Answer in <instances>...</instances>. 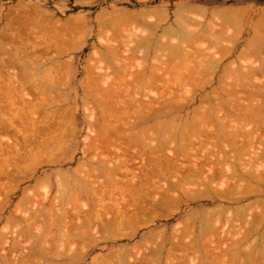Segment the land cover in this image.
<instances>
[{
  "label": "bare ground",
  "instance_id": "bare-ground-1",
  "mask_svg": "<svg viewBox=\"0 0 264 264\" xmlns=\"http://www.w3.org/2000/svg\"><path fill=\"white\" fill-rule=\"evenodd\" d=\"M25 6L27 7V5ZM218 6L222 8L219 7L220 9H217V11L213 10L211 12V17L208 18V15H207L208 11L203 9V7L201 8V6H195L193 4L182 5L181 7H178L176 9L174 13L175 15L174 20L172 22L169 21L170 23L164 24V25H163L164 22H162V20L165 21L167 20L166 18L168 17V14H167V17H164V15L166 16V13H167V12L165 13L164 9H158L156 11L157 14L154 11L153 13L147 12V11H140V12L134 11L135 13L131 11L133 13H129V11H126V12H123L124 14L120 12L121 15L117 14L116 17L114 18L115 19L117 18L116 22H118V17L119 16L122 17V19L125 20L124 22H122L124 23L123 26L121 24V21L118 22L119 24L118 25L117 23L115 24L114 18L110 19V20L112 19L114 20V23L112 22L113 20L111 21V24L113 23L112 26L114 28V32H115V29L119 31V28L121 29L122 27L124 28L126 27L127 29L132 28L133 30L134 25L136 23L135 21L139 22L138 25H137L138 22L136 23V25L139 26V27H135V29L138 28L136 29V31H139V28H141L140 30L143 31L142 27L143 28L145 27L144 28L145 31L144 33L143 32L137 33L136 31L133 30L134 32H132L133 33L132 35L135 37H132V40H131V38H129L131 37V34L129 33L130 35H128L129 30L127 31L126 29L125 30L127 31L126 33L124 32V28H122L120 32L122 31L123 33H126L125 39L123 40L125 42L122 41V38H123L122 32H121L122 34L118 35V39L117 38L114 39V36H116L115 33L118 34L120 32H115V33L113 32L114 36H111L110 38H113V40L115 41L121 40L120 44L122 43L125 44L127 42L125 44L127 48H125L123 47V45L121 46L120 44L118 45L116 44V43H119L120 41L118 42L116 41V43H114V41L110 42L111 39H109L108 37L106 38L107 42L109 39L110 40L109 42L111 44L113 43L115 44V45L109 44V46L108 45L105 46L106 50H109V52L107 51L106 52L109 53V55L111 53V56L115 57V58L114 57L112 58H114V61L117 59L116 61H118V64H116L113 68H111L107 66L106 64H104L103 67H100L102 65L97 63V64H94L95 69H92V71H90L91 70L90 67L94 65L90 67L88 65L90 70L88 68H86L87 70L85 69L87 76L89 75L87 72L89 73L92 72L93 74L95 72L96 73L98 72V73H101L102 75V71H103L105 79L107 77L108 78L110 77L108 74L109 73L108 71L110 68L116 74H118L117 83H116L118 85H115L116 89L114 88V85H113V87L110 86L109 89H106L105 94L101 92L103 96H102V102L100 104L102 105H97V107L98 108L102 107L100 108V110H102V113L103 111L108 112L109 110H111V107L113 106L111 105L112 100H114L113 97L115 98L117 97L118 102H115L116 99L114 100V102L115 104L117 103L118 106L116 104V106H113V107H116L117 112L120 113L118 114L116 110H114L115 108L113 109L112 107V110L110 111L112 113L106 112L103 114L101 113L102 115L100 114L103 118H105L106 116V119L102 118L103 121L105 120L107 121V123L106 122L104 123L108 124V122H110L109 125H111L112 127V128H109L107 126L108 127L107 128L105 126H101L102 128L105 127L103 128V132L105 133V135L108 134V136H111L113 133L116 137L113 135L114 138L112 137L109 138L107 135L106 136L103 135L104 133L100 131L101 134L98 133L100 136L97 135L95 136V138L91 139L90 141L88 140L89 142L87 141L86 145H84V148H83V153L86 154L85 156L88 158L86 160V163L84 164V166L85 167L87 166V168H85L81 162L79 167L82 166L81 169L83 170L82 171L81 169L79 170V167L74 170V172L76 171L77 173H78V170L79 172L81 171L78 174V176H81L82 181L81 180L79 181L80 178L78 177H74L75 180L73 177H71V179L69 178L70 181L73 180L72 182L73 187H76L75 184H77L76 182H78V184L80 185V188L78 187L77 190L81 192V190L83 189V192L81 193L82 194L84 193L83 194L84 196L88 195L91 201L93 200L92 201L93 204L90 203V199H89V203L91 205L87 204L88 206L90 205L88 208H90L91 206L92 208H90L89 211L88 210L86 211L87 213L88 212L89 213L85 217L81 218L79 217L77 207H74L75 209L72 208L73 210L71 208L68 210L67 208L69 207L62 208L61 204L58 203V205H60V208H62L63 210L61 209L62 213H58L60 212L58 210L60 208L59 206L58 208H56L57 206L55 205L56 207L54 208V210L57 209L58 211L56 210L57 212H55L57 216L55 214L54 216L57 217L55 218L57 220L55 221L54 219V223L52 221V223L54 224L53 227L57 232L54 229L53 231L52 229H50V227L49 228L47 227L48 229H43L44 231L41 230L43 232L39 231L40 233H38L37 235L36 234L32 235V234H29L33 232L32 229L30 228L31 225L28 226L27 224L28 228L32 232L30 230L25 229L26 232L27 231L28 232L30 231V232L26 233L24 231V232H21L20 235H22L23 233V237H25V241L27 240L28 242L26 244H29V247H30V244H32L34 245V247L32 245L30 247L31 249H29V247L28 248L24 247L26 244H25V241L23 242V240H21V238L14 237L15 239H10L11 241L6 240L5 242H3V247L1 248L3 249V253L0 249V252H1L0 253V264H33L35 260H37L35 262H38V259L40 260L39 263L41 262L42 264H44L45 262H46L45 264H73L76 262H79L80 264L81 262L86 260V257L84 256L85 254L79 253L77 252V250L75 251V249H77L78 246L71 252V249H70L71 245L73 243L76 244L75 238H78L77 239L78 241L80 240V242L76 241L78 242V245L79 243L81 245L82 241L86 242V240L91 239L92 241H90V244L92 243L93 245H96V246L100 245L101 243L108 244L110 242L115 243L120 240H129V238H131L129 236H131L132 235L131 233L133 232V229H131L129 226L130 225L133 226L134 223H138V222L141 223L142 221H144L145 219L144 217H146L147 213H149L150 211H153L152 210L153 207L150 208L151 205H154V207H156L155 205H157V208L159 206H163L167 204L176 205L178 202H180L178 201V198L179 200L181 199L183 201H186L188 204L196 203L197 205L196 209H198L197 216H194L195 212H197L194 210V212L192 211L190 212L189 218H185L186 222L184 219L183 223L184 222L186 223V225L184 224L186 227L184 226L181 232H180L181 229H178V227L175 226L177 228V229L175 228V230L177 231L172 229V232L173 231L174 232L169 236L167 235L168 238H165L166 240L160 237L161 241H159L158 239L154 241V242L158 241L159 244L151 242L150 240L147 239L149 245L150 243H154L159 246V249L157 248L158 246L156 245L157 249L154 251L151 250L152 251V253H150L151 255L141 254L139 258L138 254L140 253L137 254L138 256H135V255H132V253H130V250L126 252H124L123 250L122 252L116 251L117 253L113 251L116 254L115 255L114 253L106 254L105 256L101 258L102 259L101 262L103 261V263L101 264H109V263L110 264H182V263L185 264L187 261H189L190 263L187 262L186 264H195V262H197L198 260L199 261L201 260V258L198 260L197 258L195 259L196 256L192 257L193 256L192 253L195 252L194 255H196L197 251L201 252V255L197 254V257L198 255H200L202 258H204L202 259L203 261L201 262L202 264H239V263L240 264L241 263L242 264H264V82H262L264 81L263 80L264 78L259 79L257 75L259 73H262L264 76V55H263L264 54V36H262L261 39L257 38V41H255L254 39L253 40L249 39L251 41L248 40V42L249 44L250 43L251 44L249 45L247 43V45H249L248 47L251 46V48H249L250 51L248 52L247 48H243L241 52L242 56L247 55L249 53H255L256 55L261 56L262 57L261 60L263 59L261 63L254 64L252 62L250 67L248 68L246 67L247 70H245L246 68L244 69V66L236 65L235 61H231V62L229 61L225 63L224 58H222V55L231 53L232 49L230 48L231 49L230 50L226 46L222 45V48H221L222 54L219 55V53L217 52L213 54V52L216 50H215V47L212 46L210 43L225 41L224 37L230 34L229 32L230 23L232 21H235L234 23H236L237 22L236 20L240 17V15H241L240 18H242V14H244L243 12L244 8H242L241 6L236 7V8H234V6L226 7L224 4L218 5ZM20 7L24 8V6H19V10L21 9ZM23 8L21 9L22 11L20 10L21 12L19 11L20 13H23V15L18 14L19 16L17 15L18 17L16 16L15 19L13 17L9 18L10 17L9 15L6 16L8 17V20H7L8 23L6 24V27H8L9 25L11 26V24L14 22H17V20H18L17 24H19V20L22 22V20L25 17L24 16L25 12L23 11ZM36 10L37 9L35 8L34 11ZM27 11H30V10L27 9ZM36 12H38V10ZM1 13L2 12H0V14ZM199 14L204 15L206 19H209V20L204 21L203 19L204 17L202 16L203 17L202 18ZM20 15L22 17L24 16L23 19L20 18L21 17ZM38 15H39V12H38ZM151 15H154L155 18L157 17L156 20L151 21L147 19ZM27 16H28V19L27 17H25L26 20L23 21L22 23L25 25V24H29L30 22L32 23L33 21L35 22L37 20L38 22L37 21L36 22L39 23L38 26H36V23H35V26L34 25L33 26L39 29L41 28L40 29L41 35L37 33L38 35H40V37H38V35L36 36L39 38L38 39L39 42L40 41H42L43 43L48 42V45H50V49L52 47V44L56 40V38L59 39V42L63 41L62 42L63 45L60 43L59 46L66 45L64 44V40H67V38H69V35L71 34H69L68 32L73 31L72 29L76 26V25L74 26V22H77L78 20L74 18L76 20L74 21V19L72 18L73 19V22H72V19H68L65 21L66 23L63 22L64 23V25H62L63 28L59 27V30H58V27L57 29L53 28L52 31L57 30L59 31V33H61L59 35L56 31L52 33L50 32L47 33L48 28H49L48 26L45 27V29H47V32L43 31L44 28H42V26H39L41 23V20H43L42 19L43 17L42 18L40 17L41 18L40 20V18L37 16L39 19L35 18L36 20H33L32 18L33 16H31L30 14ZM49 16L46 17L47 21L49 18L51 19L52 17V16L50 17ZM215 16H218L219 18ZM120 17L119 19H121ZM101 18L102 16L100 17V19ZM215 18L218 19V21L219 19L221 20L219 24L217 25L215 23V20H216ZM240 18L238 19V21H240ZM130 20L132 21L134 20L133 24H131L132 21L129 22ZM260 20L262 22L264 20V11L261 13ZM141 21L143 22V24H146V25L144 26L143 24H141L142 23ZM166 22L167 21H165V23ZM5 23L6 22H4V26H5ZM23 24H21L20 26H22ZM125 24L129 26L131 25V27H128ZM140 24L142 27L140 26ZM263 24L264 23H262L261 25ZM29 25H26L28 26L27 28L30 27ZM78 25H79V22H78ZM6 27H2V29ZM23 28L21 29L23 30ZM79 28L80 27H78V29ZM260 28L262 30L260 33L258 32L259 26H257V28L254 30L257 31L258 34L263 35L264 26H260ZM15 29L17 30V28ZM76 30H74V32ZM24 31L25 30L19 31V32L23 33ZM19 32L18 31L13 32V36H12L14 37L13 39L15 41L18 39L17 41H20L21 43L23 40L28 41V38L26 37L27 39H24L23 36L19 35ZM74 32L73 34H75ZM0 33H1L0 38H1V35H2V38L6 37L5 36L6 32H5V35L2 34L3 33L2 31ZM232 34L233 33H231L230 35ZM120 35L122 38L119 37ZM30 36L33 37L32 34ZM126 38H129V39H126ZM253 38L256 39V37H253ZM13 39H10V40H13ZM134 39L136 40L135 42H134ZM29 40L35 41V39L34 40L29 39ZM126 40H129V41H126ZM59 42L58 43L56 42L57 46ZM255 42L256 43L258 42V43L256 44ZM131 43L132 44L135 43L133 44V47L131 46ZM70 44L72 45V42H70ZM48 45L45 44L46 46L45 49L43 50L41 49V53L38 54V56H40L41 59H42V56L50 53L51 51L50 49H48L49 51L47 50L49 53H47L46 51ZM59 46H58V51H60L59 49L61 48V47L59 48ZM65 50L67 52H65ZM65 50L64 51L62 50L63 55H65L64 53L68 54L69 49L67 50L66 48ZM43 51L44 52L46 51L45 54L42 53ZM22 52H24V50ZM25 52H26V49H25ZM152 52L153 53L155 52V54H157V57L155 56L156 58L151 63L149 67L150 69L149 68L146 69L147 64L146 66L144 65V68H142L143 63H141L139 64L141 65V68H139L140 71L136 70L137 71L136 73L131 72V68L133 67L132 63L135 62L133 60H135L136 56L138 57V55H142V57H144L145 62H148L146 61V59L148 60V57L151 55ZM15 53H16L15 56H18L19 59L9 60L3 67H6L7 64L12 65V64L17 63L16 65H20L21 70L18 72L19 74L16 72L17 76L14 77L13 75L12 80H10V82H13V83L18 82L17 80L19 78L18 79L16 78L18 77V75H21L23 76V78H21L22 80H20L18 84L21 86L22 85L25 86V84H28L26 83L27 81L26 82L24 81L27 75V72H26L27 67H29L28 65H26L28 64L27 63L28 59H26L24 56H23L24 58H22L21 57L22 53H20L21 56L18 54V52H15ZM61 53L58 52L57 55L58 54L61 55ZM216 53L219 55V57L217 56ZM9 54L12 55V53L10 52ZM102 54H100L102 57H101V60L98 61L99 63L100 62L105 63V61H103L102 58L103 57L107 58L109 56L107 54L108 56L105 57L104 55L106 54H104V52ZM50 56H52V54H50ZM45 59L46 61L43 58L44 62H42L44 64L52 60L53 58L51 59L47 55ZM60 64L62 63L60 62ZM53 66L56 67L55 69L59 71V69H57V66H55L54 64ZM96 67L98 68L100 67V70L97 68L99 71H95L97 70ZM217 67L222 68L221 75L219 76L220 78L217 80L218 85L211 87V90L207 91L206 87L208 85H212L211 82H213L211 81V79L209 81L208 79L206 80V78H210L208 72H211V71L215 72L217 70L216 69ZM101 68L103 70H101ZM0 69H1V73L4 72L2 71L3 68H0ZM51 69L52 70L50 71H53L52 65H51ZM60 70H62V68ZM180 70L181 71L183 70V71L181 72ZM58 71H56L57 75L59 73ZM173 71H176L177 72L176 74L178 75L175 76V73ZM178 72H181V73H178ZM92 73H90V75L88 76L90 80L85 75V77L89 80L88 81L89 89H91L90 87L92 83L91 79L93 80V77H94V76L93 77L91 76L93 75ZM170 73L174 74L175 77L173 75L172 77L169 76ZM203 73H206L207 75H206V78L202 79L201 77L203 75L201 76V74ZM13 77L14 79H16V81L15 80L13 81ZM100 77H103V75ZM199 77L203 80L202 82H201V79H198ZM228 77L229 78L231 77L230 78L232 80L231 82H229L230 79ZM213 79L214 78H212V80ZM226 79L227 80L229 79V81H227ZM190 80L193 82V85ZM260 80L262 81L260 82ZM23 81L25 82V84ZM199 81L204 85H202ZM144 82H145V86L151 85L150 88L152 86H154L152 88H155L157 86V89L158 88H162V89H160L159 92L154 91L157 93L158 97L153 99L154 101L153 100L150 101V103H147V104L143 103V102H148V100L146 101L148 96L144 95V97L145 98L147 97V98L146 99L142 98V100L140 99V102L143 101L142 102L143 104L141 103L142 104L141 105L140 102L138 101L139 102L138 104L135 99V98L137 99L140 98V96L139 97L136 96L134 91H136L135 86H139L140 84H143ZM187 82H188V85L191 84L194 88L192 87L193 89L192 88L187 89L186 88V86H188ZM54 84L55 83H53L52 85ZM52 85L51 87L53 88ZM194 85L197 87L199 86L200 88L199 87L198 88L200 90L203 88L202 91L199 92L197 90L198 92L193 93L192 91H194V89L196 90ZM49 87H47V89ZM51 87L49 88V90H51ZM180 87H182V90L184 89V91L187 90V92L183 91L184 95L181 93L182 92L181 90H180L181 92L178 91L181 94L179 93L177 94L176 91ZM175 88H177L176 91L174 90L175 92L173 91L171 92V90ZM110 89H115L116 91H118V93L114 90L112 91H114L113 93H116V94H113L112 92L109 93ZM131 89H134L132 90L133 92L132 91L130 92ZM188 90H190L192 94ZM57 92H60V91H58L57 89ZM62 93H59V94H62ZM96 94L100 95L99 93H96ZM111 94L113 95V97ZM92 95L94 97L93 99L98 98V100L97 99L94 100L95 102L96 100L100 101L101 95L99 97L96 95L97 96L96 97L95 94L93 93H90L87 98H89V96H91L90 98H92ZM57 96H58V93H57ZM154 96H151V98ZM132 102L134 103V105L136 104V106L132 105L134 107H131V105L129 104H131ZM96 104H99V103L96 102ZM42 105L40 106L43 108ZM109 105L111 107H109ZM128 106H130L131 108H129ZM117 108H119V110ZM128 108L131 110L134 109L135 114L140 109L142 111L138 112L139 114L137 113L138 115H135L133 117V116H130L131 110L130 112H128L129 111ZM135 109L137 110L135 111ZM126 110L128 113H130L129 116L126 113ZM65 111L66 109H64V112ZM52 113L55 114L54 112ZM59 113H56V115L57 114L59 115ZM50 114L51 113H49V117H52V114L51 116ZM116 114L118 118H119V115L122 116L124 114L123 117H120L121 120L125 116V117H129V121H127L126 123V120H125V121H122L123 122L122 123L120 120V123H119L118 122L119 119L116 118L117 117ZM70 115L71 114L69 113L68 115L69 118H70ZM132 117L135 120V121L133 120L134 122H131V120L133 119ZM56 118H53V119H56ZM99 118H98V121H96L97 125L94 123L95 121H91V120L87 121V122L91 121L90 123H88V126L90 124L91 127H95V125L98 127V124L100 125ZM110 118L112 121L110 120ZM58 119L61 120V117H59ZM58 119L55 121L58 122ZM107 119H109V121ZM126 119L128 120V118ZM0 121H1L0 122L1 124L2 120ZM66 121L70 122L71 120L68 119ZM45 122H49L51 124V122L53 121L50 122L49 120L48 121L45 120ZM113 122L115 124H113ZM40 123H43V122H40ZM49 123L48 125L50 126ZM92 123L94 126H92ZM64 124H67V123H64ZM61 125H62V122H61ZM46 126H47V123L44 125V127L46 128ZM49 126H47L46 129L50 130L51 127ZM41 129L43 130L44 128H41ZM109 129L110 130L114 129V130H112L111 132H108L110 131ZM45 130H43V132L39 131V134H43L45 132L44 134L47 135L46 134L47 130L46 131ZM50 131H52V129ZM113 131H117L118 134H115ZM35 132H38V131H35ZM50 133L53 138L50 135L48 136L52 138V140L55 139L54 135L62 134V132L59 133L56 130H54L53 132H49V134ZM71 133L70 134L68 133V134L72 136ZM152 133L154 135H152ZM64 134L63 136L60 135V137H58V140H60L59 138H61L62 136L63 138L61 139L64 141L66 139L64 138V136L66 137V135H68V134L66 135ZM117 135L118 136L121 135V137H117ZM151 135L153 136L152 138H151ZM39 136L41 138L44 135H39ZM43 139H44V141H42L43 145L45 143H49L47 142L49 140L46 139L47 141L45 142L44 137ZM53 142H55V144L58 143L57 141H53ZM46 146L45 147L43 146V147L49 148V146L47 147ZM41 152H44V150ZM95 152H97V154ZM89 153L90 155L91 154L92 155L90 156ZM47 154L46 156H48ZM39 156L41 157L42 154H40ZM46 156H44V158ZM17 157L18 156L16 155V159ZM33 157L35 158V155H33ZM51 157L53 158L54 155H52ZM10 159H14V161L16 160L15 157L10 158ZM10 159L9 160L7 159L8 161V162L6 161L7 164H9L12 161ZM6 162L4 161V163ZM60 173H61V176L66 174L64 173V171L59 172L58 174L60 175ZM7 174H10V172ZM13 174L15 176V173ZM13 174H12V177H13ZM100 174L103 175V178H104L103 181L99 180ZM65 176L69 177L71 175L67 174ZM62 177H60V181L62 180L65 181V179H62ZM68 177H65L66 181H68L67 179ZM110 187L118 189V191L120 192L121 200L117 198H113V202L110 203V201H112L111 199L112 189ZM154 190H156L157 192L156 194ZM106 197L109 198L110 200L109 201L106 200ZM251 198H253V200L254 198H256L257 201L255 200V202H250L249 204L245 203V205L240 204L239 206H235L236 205L235 204L234 207H232L233 206L232 204H234L235 202L243 203V201H246ZM229 201H231V205ZM97 207L99 209H97ZM157 208L156 209L153 208V209L159 213L160 211H158ZM101 209L103 211L102 213L105 214L106 218L105 216L103 218H100L102 216L100 214ZM69 211L71 212L72 216L70 215ZM155 211L153 212L156 213ZM161 211L162 213H164L163 212L164 210H161ZM149 214L151 215V213ZM74 216H76V218ZM80 218H81V221H78V219L80 220ZM235 218H240L241 222L238 221L239 219H237V222L236 220L233 221V223H236L233 226H231V222H229L230 227H234V230L230 229V227L226 228L227 226L226 223L225 224L220 223L222 222V220L225 222V220L231 221V219L234 220ZM242 219H246V222L243 223L242 221H245V220H242ZM71 220H73V222L70 224L69 221ZM100 220L103 221L101 222L102 224L99 223ZM137 220L138 222H135ZM139 220H142V221H139ZM216 222L220 223L219 226H221V228L219 226H216L215 224ZM68 223L70 226L68 225ZM97 223H99V226ZM97 226H98V229L100 227V230H101V227H102V230L104 229L103 231H100L101 233L103 232V236L101 237V239H99L100 237L97 238V236L95 237L91 234L92 230H95V228L96 230H98ZM126 227H129V230L130 229L132 230V232L129 233V236H127L128 229H127V232L125 233L122 232V229L123 228L125 229ZM52 231L55 232V235ZM104 232L106 233V235L104 234ZM156 233L158 235L160 232L159 233L153 232L152 234L156 235ZM162 233H160V235H163ZM26 234L29 236L31 235L35 236V239H37L35 243H34V237L28 236L26 238L27 236ZM152 234L151 236H153ZM189 234L190 236L193 235V240H191L192 237H189V238L187 237L188 239L190 238L191 239L189 242H186V240L188 241L186 236ZM227 235H229V238L225 237ZM53 236H57V237L55 238ZM211 236H214L215 238L216 237L217 238L214 240L213 237ZM233 236L234 237L238 236V239H236L237 237L235 238V242L233 241L234 240ZM153 238L155 239V236ZM218 238L220 239L223 238V242L219 240ZM224 238L225 239L228 238L229 241L233 239L232 242L234 244L231 243V241L229 242L228 240L225 242ZM182 239L185 242L181 241ZM73 240L75 241L72 242ZM8 241H9L8 249L6 250V248L4 247V243L6 245L7 244L6 242ZM29 242H32V243H29ZM168 242L172 245L171 248L170 247L169 248L172 249L174 255H176L177 258H175L173 254H171V251H169L170 249L168 250L169 252H166L165 247L167 246ZM224 242L226 243V246H229V243H230L229 247H231L232 244L233 246L229 248V250H226L225 249L226 247L222 244ZM68 244L70 246L69 247L70 252L65 250L67 249L66 247ZM52 245L56 247L57 249L60 248V250L53 248ZM64 245H66L65 249L61 251V249H63L61 246H64ZM154 246L155 245H153V248ZM222 246L224 247V249ZM177 248H178L179 256L175 252L177 251ZM179 251H182L181 254L179 253ZM189 253L192 256L191 255L189 256L188 255ZM172 255L174 257V260L172 259L173 257H171ZM98 256L97 257L94 256L95 258L94 261L96 260L97 264L100 263ZM114 256H116L117 258L116 263L113 261V258H115ZM131 257L133 261H130ZM227 257L228 258L230 257V258L228 259ZM109 260L112 262H110ZM199 261L196 264H200ZM35 262L34 264H37Z\"/></svg>",
  "mask_w": 264,
  "mask_h": 264
},
{
  "label": "rangeland",
  "instance_id": "rangeland-1",
  "mask_svg": "<svg viewBox=\"0 0 264 264\" xmlns=\"http://www.w3.org/2000/svg\"><path fill=\"white\" fill-rule=\"evenodd\" d=\"M190 4H193L195 6H201V8L203 7V9L208 11V14H207L208 18L211 17V12L213 10L217 11V9L222 8V7L218 6V5L224 4L226 7L227 6H230V7L234 6V8H236V7L241 6L242 8H244V11H243L244 14H242V18H240L241 15L239 17L240 21H238V19H239L238 18L236 20L237 21L236 23H234L235 21H232L230 23L229 32H230V34L233 33L232 34L233 36L228 34L226 37H224L225 41H222V42L221 41L220 42H211L210 43L212 46L215 47V50H216V51L213 50L214 51L213 54L215 52H217V53H219V55H221L222 54L221 48H222V45H224L227 48H229V49L231 48L232 49L231 53L223 54L224 56L222 55V58H224V62L225 63H227L229 61L230 62L231 61H235L236 65L244 66V69H245L246 67L247 68L250 67L252 62L254 64H256V63L259 64V63L262 62L263 59L261 60V58H262L261 56H258L255 53H249V54H247V53L250 51L249 48H251V46L248 47L251 44V43L249 44L248 40L249 39H252V40L254 39L255 41H257V38L261 39V37L264 36V29L263 28H262L263 29V35L258 34L257 31L254 30V29L257 28V26H259V29H258L259 31L258 32L260 33L262 31L260 26H264V24L261 25L262 23H264V20H263V22L260 20L261 19V13L264 11V0H0V12H2L0 14V32L2 31L3 32L2 34H4V35H5V32H6L5 36L7 37V38L5 37L6 40H5L4 37H3L4 39L2 38V35H1V38H0V68H3L2 71H4V72L1 73V69H0V85H1L0 86V88H1V90H0V120H2L1 124H3V125L0 124V249L3 247V242H5L6 240L11 241L10 239L21 238V240H23V242H24L25 241V237H23V233H22V235H20V234H21V232H24L25 229L30 230L28 228V226H30V225H31L30 228L32 229L34 234H33V232L31 230L30 231L32 233H29L30 231L29 232L27 231V232L29 234H32V235H35V234L37 235L38 233H40L39 231H41L43 229H48L49 227H50V229L53 230L54 229V227H53L54 226V224H53L54 223V219L57 218L56 217L57 214L55 212H57L59 210L60 212H58V213H62V211H61L62 208L69 207V208H67L69 210L70 208L72 209L74 207H77L79 217H81V218L85 217L89 213V212L87 213L86 211L87 210L89 211V209L92 208V206L90 208H88V207L91 204H93V202H92L93 200L91 201V199L88 197V195L84 196L83 195L84 193L83 194L81 193V192H83V189L81 190V192L77 190L78 187L80 188V185L78 184V182L75 181L78 184V186H77V184H75L77 188L73 187V183H72L73 180L70 181L69 178L71 179V177H73V178L74 177H78V178H80L79 181L81 180V176H78V174L83 169H81L82 166L79 167V165L82 162V165L84 166V164L86 163V160L88 159L85 156L86 154L83 153V148H84V145H86L87 141L88 140L90 141L91 139L95 138V136L99 135L98 133L101 134L100 131H102V133H104L103 132V128H105L107 126L109 128H112L111 125H109L110 122H108V124H106L107 121L106 120L103 121V119H106V116H105V118H103L101 116L103 113H106L107 111L105 110L106 112L103 111V113H102V110H100V108H102V107H100V108L97 107V105H102L100 103L102 102L103 94L106 93V89H109L110 86L113 87V85H114V88L116 89L115 85H118V84H116L117 83V78H118L117 75L118 74H116L111 69L116 64H118V61H116L117 59L114 61L115 57L111 56V53L109 55V53H107V52H109V50H106V47H105L107 45L109 46V44H111L110 42L114 41V43H116V41H117V40L116 41L113 40V38H110L111 36H114L113 35L114 28L112 26L113 23H114V20L112 19L113 20L112 21L110 19L116 17L117 14L121 15L120 12L123 13V12L129 11V13H133L134 11L135 12L147 11V12H152L153 13V11H154L156 13V11L158 9H164L165 13L167 12L166 16L164 15V17H167V14H168V17H169V18L168 17L166 18L167 19V20H165V21H167L166 23H165V21L162 20V22H164L163 23V25H164V24H168V23H170V22H172L174 20V17H175L174 13H175V11H176V9L178 7H181L182 5H190ZM25 5H27V7ZM19 6H24L25 10H24L23 7L22 8H23V11L25 12L24 16L27 17V19H28L27 15H29V14L31 16H33L32 17L33 20H36L38 17L39 18L43 17L42 18L43 20H41V18H40L41 23H40L39 26H42V28H44L43 31H45V32H47V29H45V27L48 26L49 28L47 27L48 28V32L47 33H49V32L52 33V32L56 31L60 35L61 33H59V31H57L55 29H54L55 31H52V29L53 28L57 29V27H58V30H59V27L63 28L62 25H64V23H66L65 21L68 20V19H72V18L73 19L74 18L78 19L77 22H74V26L76 25L75 27H76L77 30L74 27L72 29L73 31H71L72 33L68 32L69 34H71V35H69V38L70 37L71 38L70 39L67 38V40H64V44H66L65 46H59L60 43L63 45V43H62L63 41L59 42L58 38H56L55 41L53 40L54 41L53 44L51 43L52 44L51 49H50V45H48V42L47 43L44 42L45 44L48 45L46 51L48 49L51 50L50 53L48 52L49 50L47 51V53H49L47 55L51 59L53 58L50 61L47 60L48 62L45 63V64L42 63V62H44L43 58H44L45 61L48 58L47 57L45 59V57L47 56L45 54L46 51L42 52V53H44L46 55V56L45 55L42 56V59L40 58V56H38V54L41 53V49L43 50L46 47L45 44L42 41H40V42H42V43H40L39 40H38L39 39L38 37H40V35H41L40 34L41 33V30H40L41 28L39 29L37 27H34L35 23H36V26H38L39 23H37L38 21L36 20L37 22L36 21L35 22L33 21L32 23L30 22L29 23L30 25L29 24H25L24 25L22 22L25 21L26 18L23 16L24 17V19H23V17L21 16V15H23V13H20L22 11L21 10L22 8L20 7L21 8L20 9L21 11H20L19 10ZM35 8L38 10L39 15H38V12H36L37 10L34 11ZM27 9H29L30 11H27ZM131 11H133V12H131ZM26 13H27V15H26ZM18 14H21L20 18L23 19L22 22L19 20V24H17L18 23V20H17V22L12 23L11 26L9 25L8 27H6V24L8 23V21H7L8 17H6V16L9 15L10 16L9 18L13 17L15 19V17ZM32 14H34V15H32ZM50 14H52V15H50ZM200 14H202V13H200ZM49 15L52 16V17H51V19L49 18L48 21H47L46 17L49 16ZM99 16L100 17L102 16V18L100 19ZM200 16L204 17V18L202 17L204 19V21H208L209 20V19H206V17L204 15H200ZM119 17H118V22L121 21V24L123 26L124 23H122V22H124L125 20H123L122 17H120L122 19L121 20V19H119ZM215 17H218V16H215ZM156 18H155L154 15H151L147 19H149L151 21H154V20H156ZM73 19H72V22H73ZM75 19H74V21H76ZM30 20H32V19H30ZM80 20H82V21H80ZM116 20H117V18L115 19V24L116 23L118 24V22H116ZM216 20H215V23L217 25V24H219V22L221 20L220 19H219V21H218V19H216ZM111 21L113 22L112 24H111ZM131 21L132 20H130L129 22H131ZM133 21L131 22V24H133ZM4 22H6L5 26H4ZM48 22H49V24H48ZM78 22H79V25H78ZM103 22L104 23L106 22V23L104 24ZM135 22L137 23L138 21H135ZM136 23L134 25V29H133L134 31H136V29H138V28L135 29V27H139V26H137L139 24V22L137 23V25H136ZM21 24H23V25L20 26ZM126 24H128V23H126ZM141 24H143V22ZM141 24H140V26H141ZM26 25H29L30 29L27 28L28 26H26ZM80 25H82V26H80ZM143 25L145 26L146 24H143ZM231 25H232V27H231ZM23 26H24V28H23ZM126 26L131 27V25L130 26L126 25ZM255 26H256V28H255ZM2 27H6V28L2 29ZM78 27H80V28L78 29ZM15 28H17V30ZM21 28H23V30H25L23 33L19 32V31H23ZM122 28H124V27H122ZM144 28L142 27L143 31L140 30L141 28H139V31H136V32L137 33H139V32L140 33L141 32L144 33V31H145ZM121 29L119 28V31L117 29H115V32H120ZM126 29L127 28L125 27L124 28V32L127 33V31L129 30L128 31V35L131 34V37H129V38H131V40H132V37H135V36L132 35L133 34L132 32H134V31L132 30V28H128L127 31H125ZM74 30H76L77 32L76 31L74 32ZM14 31H18L19 35L23 36L24 39L28 38V41L23 40L22 43H21L20 41H17L18 40L17 39L16 40L17 42H16L13 39L14 37H12ZM254 31L256 32V34H255ZM73 32L75 34H73ZM121 32L118 33V34L115 33L117 37L114 36V39L115 38L118 39V35L123 33V32L122 33ZM37 33L40 34V35H38ZM126 33H123V38L121 37V35L119 36V37L122 38V41L125 39V34ZM143 33H142V35H143ZM31 34L33 35V37L30 36ZM72 34H73V36H72ZM36 35H38V37ZM128 35H127V37H128ZM258 35H260V36H258ZM54 36H55V34H54ZM107 37L109 39H111V41L108 39V42H107L106 41ZM253 37H256V39L253 38ZM121 38H119V39H121ZM129 38H126V39H129ZM10 39H13L14 41L10 40ZM29 39H33V40L35 39L36 42L32 41V40L30 41ZM53 39H55V38H53ZM135 39H134V42L136 41ZM260 39H259V41H260ZM118 41H120V42L116 43L117 45L121 43V40H118ZM126 41H129V40H126ZM249 41H251V40H249ZM56 42L57 43L59 42V44H58L59 48L60 47L64 48V49L62 48L63 51L66 48H67V50L69 49L68 50V54L64 53L65 55H63V52H62L61 48L59 49L60 51H58V46H57ZM70 42H72V45L70 44ZM123 42H125V41H123ZM247 43L249 45H247ZM113 44H111V45H113ZM125 44L122 43L120 45L121 46L123 45V47L127 48L125 46ZM133 44H135V43H133ZM133 44L131 43L132 47H133ZM127 46H128V44H127ZM243 48H247V50H248V52L246 53L247 55H244V56L241 55V52H242ZM25 49H26V52H25ZM23 50H24V52H22ZM103 50H105V51H103ZM14 51L18 52L19 55H20V53H22V56L21 55L20 56L22 58L25 57L26 59H28V62H27L28 64H26V65H28L29 67H27V70H26L27 75H26L25 80H24L25 82L27 81L26 83H28V84H25V82L23 81L24 84H25V86L22 85L23 87L18 84L19 81L22 80L21 78H23V76H21V75H18V77L16 78V79L19 78L17 80L18 82H14V83L10 82V80H12V76L13 75H14V77L17 76L16 74L21 70L20 65H16L17 63L16 64H12V65H8L7 64L6 67H3V66H5V64L9 60L19 59L18 56H15L16 53ZM102 51L104 52V54L107 53L109 55L108 56L106 54L104 56L105 57L108 56V57L107 58H104V57L102 58V60L105 61V63L104 62L103 63L102 62H100V63L98 62V61L101 60L102 56L100 54L103 53ZM9 52L12 53V55L9 54ZM54 52L56 53V55H57L58 52H60V53L62 52V53H61V55L58 54L59 56L58 55L56 56ZM65 52H67V51L65 50ZM13 53H14V55H13ZM23 53H24V55H23ZM211 53H212V51H211ZM50 54H52V56H50ZM244 54H245V52H244ZM219 55L217 54L218 57H219ZM155 56L157 57V54H155V52L154 53L152 52L151 55L148 57V60L146 59L147 58L146 57L145 59L148 62H145L144 57H142V55H138V57L136 56L135 60H133L135 62L132 63L133 67L131 68V72H135L136 73L139 70V68H141V65H139L141 63H143V67L142 68H144V65L146 66V64H147V68L146 69H148L150 67L151 63L153 62V60H155V58H156ZM112 57H114V58H112ZM60 62L62 64H60ZM111 62H113V63H111ZM97 63L102 65V66L99 65L100 67H103L104 64H106L107 66L111 67L109 69V71H108L109 72L108 74H109L110 77L109 78L107 77L105 79L103 71H102L103 77H100V76H102L101 73L97 72L99 74L98 75L95 72V71H99L100 67L99 68L96 67V69L98 68L99 70L98 69L95 70L94 74L92 72H90V73L93 74L91 76L92 77L94 76V77H93V80L91 79V81H92L91 86H90L91 89H89L88 88V85H89L88 81L90 80V78L88 76L90 75V73L87 72L89 74L87 76L85 69L86 68L89 69L90 66H92L94 64H97ZM53 64L55 66H57V69H59V71L55 69L56 67H54ZM51 65H52L53 71H50V70H52L51 69ZM86 65H87V67H86ZM88 65H89V67H88ZM92 67H90V69H91V70L89 69L90 71H92V69H95V65L92 66ZM221 67H217L216 68L217 70L215 72H212V71L208 72L210 78H206V75H207L206 73L201 74V76L202 75L204 76V77L203 76L201 77L202 79L206 78V80L208 79V81L210 79H211V81H213V82H211L212 85H208V86L206 85L207 87L205 86L207 88V91L211 90V87L218 85V81L217 80L220 78L219 76L221 75V70H222ZM61 68H62V70H60ZM247 68L245 70H247ZM101 70H103V69L101 68ZM56 71L59 72V73L57 72L58 75L56 74ZM173 72L175 73V76L178 75V74H176L177 73L176 71H173ZM181 72H178V73H181ZM202 72H204V71H202ZM85 75L89 78V80L85 77ZM172 75L174 76V74L170 73L169 76L172 77ZM257 75H258L259 79L260 78H262V79L264 78L262 73H259ZM19 76H21V77H19ZM14 77H13V81L14 80L16 81V79H14ZM211 77L214 78V79L212 80ZM201 78L199 77L198 79H201ZM202 79H201V82L203 81ZM229 79L228 80L226 79V80L229 81ZM231 81L232 80L230 79L229 82H231ZM261 81L262 80H260V82ZM262 82H264V81H262ZM53 83H55L54 85H56V86L52 85ZM191 83L193 85L192 81H191ZM51 85L53 86V88L51 87ZM187 85H188V82H187ZM192 85L189 84L188 86H186V88L190 89V88L193 87ZM202 85H204V84H202ZM49 86L51 87V90H49V88H50ZM150 86H145V82L143 84H140L139 86H135L136 87L135 88L136 91H134V93L136 94V96H138V97L140 96V98H138V99L135 98L138 104L140 102V99L142 100V98H144V99L147 98V97L145 98L144 95L148 96V98L146 99V101L148 100V102H143L142 101L145 104L150 103V101H152L153 99L158 97L156 92H159L160 89H162V88H158L157 89V86L155 88H152L154 86H152L150 88ZM20 87H22V88H20ZM47 87H49V88L47 89ZM141 87H142V89H141ZM198 87L195 86L196 90L194 89V91H192V89L194 88L193 87L191 89V91L193 93L198 92V91L199 92L202 91L203 88L201 87L202 89L200 90L199 89L200 87L199 88ZM93 88H95V89H93ZM133 88H134V86H133ZM57 89L60 92H57ZM115 89H110L109 93H111V92L113 93L114 91H116ZM176 89L177 88L171 90V92L172 91L175 92ZM112 90H114V91H112ZM117 90H118V88H117ZM132 90H134V89H131L130 92ZM152 90H153V92H152ZM154 91H156V92H154ZM178 91H180L182 94L185 91L187 92V90H185V91H184V89L182 90V87L178 88V90L176 91L177 94L179 93ZM188 91L191 92L190 90H188ZM101 92H103V94ZM116 92L118 93V91H116ZM192 92H191V94H192ZM57 93H58V96H57ZM59 93H62V94H59ZM88 93L89 94L93 93V94H95V96L97 95L96 93H99L100 95L102 94L101 95V99L99 98L100 101H97L98 98H95V99H97L96 102H98L99 104H96V102L94 101L95 99H93L94 98L93 95H92V98H90L91 96H89V98H87L88 95H89ZM134 93H132V94H134ZM181 93H179V94H181ZM113 94H116V93H113ZM100 95H97V96L99 97ZM111 95H110V97H111ZM151 96H154V97L151 98ZM112 97H113V95H112ZM125 98H126V96H125ZM113 99L114 100L116 99L115 102H118L117 101V97L116 98L113 97ZM110 100H111V98H110ZM114 100H112L113 104L111 103V105L116 106L117 103L115 104ZM134 102H135V100H134ZM142 102H140V104ZM40 105H42L43 108ZM129 105H131V107L136 106V104L134 105L133 102L131 104H129ZM132 105H134V106H132ZM117 106H118V104H117ZM60 107H62V108H60ZM109 107H111V106L109 105ZM112 107H111V110H112ZM128 107L131 108L130 106H128ZM139 107H140V105H139ZM129 108H128V110H129L128 112H130V110H131ZM56 109H57V111H56ZM62 109H63V111H62ZM64 109H66L65 112H64ZM113 109L116 110V107H113ZM117 109L119 110V108H117ZM137 109H135V111ZM111 110H109L107 113H112V112H110ZM140 111H142V110L140 109L138 112H140ZM52 112H54L55 114H53ZM116 112H117V110H116ZM128 112L126 110V113L129 116L130 113H128ZM133 112H134V109L131 110L130 116L134 117L135 115L139 114L138 112H136V114H135V112L134 113ZM49 113L52 114L53 118H56V117L57 118L53 119L52 117H49ZM56 113H59V115L58 114L56 115ZM69 113L71 114L70 118L68 117ZM51 114H50V116H51ZM118 114H120V113H118ZM127 114H126V116H127ZM123 115L122 116L119 115V118H118L117 114H116L117 117L115 115L114 116L119 119V121L118 120L117 121L120 123V120H121L120 117H123ZM99 116H100V118H99ZM108 116H107V118H108ZM44 117L47 118V119H45ZM59 117H61V120L58 119ZM48 118H50V119H48ZM98 118H99L100 125L98 124V127H97L96 126L97 125L96 121H98ZM126 118H128V120ZM57 119H58V122L55 121ZM68 119H70L71 121L70 122L66 121ZM45 120L46 121L49 120L50 122L53 121L54 123L51 122V124H50L49 122H45ZM89 120L95 121L94 122L96 124L95 127H91L90 124L88 126V123L91 122V121L87 122ZM107 120L109 121V119H107ZM110 120H111V118H110ZM125 120H126V123H127V121H129V117H125L124 116V118L121 120V122L125 121ZM133 120H134V118L131 120V122L135 121V120L134 121ZM60 121L62 122V125H61ZM40 122H43L44 125L47 123V126H49L48 125V123H49L50 124L49 127H51L52 131H50L51 130L50 128H49L50 130L46 129L47 126L45 128L43 123H40ZM104 122H106V123H104ZM64 123H67V124H64ZM113 124H115V123L113 122ZM62 126H64L65 128L62 127ZM92 126H94L93 123H92ZM101 126H105V127L102 128ZM40 127L44 128L43 130H45V129L47 130V133H46L47 135L44 134L45 132L43 134H39V131L43 132V130ZM99 128H101V129H99ZM54 130L58 131L59 133L62 132V134L54 135L55 139L52 140L53 137L51 136V133L49 134V132H53ZM63 130H65L66 133ZM96 130H97V132H96ZM112 130H114V129H112ZM112 130H110L108 132H111ZM135 130H137V129H135ZM35 131H38V132H35ZM105 132H107V131H105ZM113 132L115 134H118L117 131H113ZM68 133L69 134L71 133L72 136H70ZM38 134L39 135H44V136H42L40 138V136ZM56 134H57V132H56ZM63 134L64 135L68 134V135H66V137L64 136V138H66L64 141L61 139V138H63L62 137ZM48 135H50L52 138H50ZM52 135H53V133H52ZM60 135H62V136H61V138H59L60 140H58V137H60ZM103 135H105V133ZM106 135L108 136V134H106ZM113 135L114 134L112 133V135L108 136V137L109 138H111V137L114 138ZM152 135H154V134L152 133ZM152 135H151V138L153 137ZM43 137L45 138V142L47 140H49V141H47L49 143H45L43 145L42 144L43 143L42 141H44ZM117 137H121V135L120 136L117 135ZM53 141H57L58 143L55 144V142H53ZM40 145H41V147L43 149L40 147ZM46 145L49 146V148ZM52 145L53 146L55 145V146L53 147ZM43 146L44 147L46 146L47 148H44ZM40 148H41V150H40ZM57 149H59V150H57ZM43 150H44V152H41ZM50 150H51V152H50ZM39 151H40V153H39ZM45 151L47 153H49V154H47ZM95 153L97 154V152H95ZM40 154H42L41 157L39 156ZM46 154L48 156H46ZM16 155L18 156L17 159H16ZM33 155H35V158L33 157ZM43 155L46 156V157L44 158ZM52 155H54L53 158L51 157ZM89 155H90V153H89ZM13 157H15V159H16L15 161H14V159H10V158H13ZM51 158H52V160H51ZM7 159L8 160L10 159L12 161L9 164H7V162H8ZM4 161L5 162L7 161V162L4 163ZM78 167H79V170L81 169V171L79 172V170H78V173L76 171L74 172V170L76 168H78ZM85 168H87V166ZM18 169H19V171H18ZM14 170L17 171V172H15ZM63 171H64V173H66V174L62 175L64 177L61 176V173H60V175L58 174L59 172H63ZM9 172H10V174H7ZM13 173H15V176H14ZM12 174H13V177H12ZM67 174H69L71 176H69V177L65 176ZM58 175L60 177H62V179H65V181H63L62 179L61 180L63 182L60 181V177ZM65 177H68L67 178L68 181H66ZM74 180H75V178H74ZM99 180L100 181L104 180L103 175L100 174V179ZM111 189H112V197H111L112 201H110V203L113 202V198L120 199V192L118 191V189H116V188H111ZM154 191H155V194H156L157 193L156 190H154ZM177 194H178V192H177ZM89 199H90V203L91 204L89 203ZM78 200H79V202H78ZM106 200L109 201L110 199L106 197ZM106 200H105V202H106ZM255 200L257 201L256 198H254V200H253V198H251V199H248L246 201H243V203L242 202H240V203L235 202L234 204H232L233 205L232 207H234L235 204H236L235 206H239L240 204L245 205V203L249 204L250 202H255ZM178 201H180V202H178V203L176 202L177 203L176 205H171V204L170 205L167 204V205H163V206H159L158 205L161 209L159 207L157 208V205H155L156 207H154V205L150 204L151 205L150 208H152V207L154 209L157 208V210L160 211V212L158 213L157 211H155L152 208V210L155 211L156 213H154L153 211H150L149 213H151V215L149 213H147L146 217H144L145 218L144 221H142L143 219L139 220V221H142L140 223L137 220L135 222H138V223H134L133 226H131V225L129 226L131 229H133V232H132L131 229L129 230V227H126L125 229L123 228L124 231L122 229V232H124V233L127 232V229H128V232H127L128 235L127 236H129V233L132 232L131 233L132 235L129 236L131 238L128 237L129 240H120V241H117L115 243L114 242H110L108 244L101 243L100 245L96 246V245H93L92 243L90 244V241H92L91 239L86 240V242L82 241L81 245H80V243L78 245V242H80V240L78 241L77 240L78 238H75V240L78 241V242H76L75 240H73L72 242L75 241L76 244L73 243L74 245L72 244L71 247L68 244L67 247H66L67 249H65L66 245L61 246L63 248V249H61V251H63L65 249L66 251L70 252L69 251V247H70L71 252H72L78 246L77 249H75V251L77 250V252L85 254L84 256L86 257V260H84L80 264H93V263L97 264V261L96 260L94 261V259H95L94 256L97 257L98 255H100V256H98V258L100 260L99 264H101V263H103V261L101 262V260H102L101 258L103 256H105L106 254H108V253H112L113 254L114 253L113 251L122 252V250H123L124 252H126V251L130 250V253H132V255H135V256L139 255L138 256L139 258H140L141 254L142 255H144V254L145 255H151L150 253H152V251L156 250L157 248L159 249V246L157 245V244H159L158 241L157 242H154V241H156L157 239L159 241H161V238H164V240H166L165 238H168V236L171 235L174 232V231L172 232V229L175 230L176 227H178V229H181L180 230V232H181L182 228L186 225V223H185L186 219L185 218H189V215H190L191 211L194 212V210L195 211L198 210V209H196V207H197L196 203L195 204H188L186 201H183L181 199L179 200V198H178ZM169 202H170V200H169ZM229 202H230V205H231V201H229ZM58 203L61 204L62 208H60V205H58ZM87 204H90V205L88 206ZM58 206H59L60 209H58V210L56 209L57 211L54 210V208L55 207L58 208ZM98 207H97V209H99ZM161 210H164L163 211L164 213H162ZM102 212L103 211L101 209L100 210V214L102 216L100 218H103L105 216V214L102 213ZM152 213H154V214H152ZM54 214L56 216H54ZM163 214H164V216H163ZM36 215H38V216H36ZM70 215H71V212H70ZM197 215H198V211L195 212L194 216H197ZM159 216H161V217H159ZM74 217L76 218V216H74ZM81 218H80V220L78 219V221H81ZM105 218H106V216H105ZM184 219H185V222L183 223ZM237 219H239L238 221L241 222L240 218H235L234 220L231 219V221H228V220L226 221L224 219L225 222L223 220H222V222H220V221L219 222L220 223H224V224L226 223L227 226L226 225L225 226L227 228V227H230V223L229 222H231V226H233L234 224H236V223H233V221L236 220V222H237ZM246 219H242V220H245V221H242V222L245 223ZM56 220L57 219H55V221ZM73 220H75V219H73ZM73 220L69 221V223L71 224L73 222ZM52 221H53V223H52ZM97 222H98V220H97ZM101 222H103V221L100 220L99 223H101ZM219 222L215 223L216 226H219V224H220ZM240 222H238V223H240ZM69 223H68V225H69ZM99 223H97L98 226H99ZM27 224H28V226H27ZM98 226H97V229H98ZM55 227H56V225H55ZM219 227L221 228V226H219ZM230 229L234 230V227H230ZM98 230H96V228H95V230H92L91 234L93 236H95V237L97 236V238L100 237L99 239H101V237L103 236V232L101 233L100 231H103L104 229L102 230V227H101V230H100V227H99ZM43 231H41V232H43ZM71 231H73V230H71ZM175 231H177V230H175ZM153 232L154 233L155 232H158V233L159 232L160 233L164 232V233H162L163 235H160V233L158 235L156 233V235H155V234H152ZM53 233L55 235V232H53ZM41 234H39V235H41ZM104 234L106 235L105 232H104ZM151 234L153 236H151ZM32 235L31 236L27 235L26 238L28 236L29 237H34V243H35V241L37 239H35V236H32ZM154 236H155V239L153 238ZM157 236H158V238H157ZM230 236H232V235H230ZM53 237L56 238L57 236H53ZM148 237L151 238V239H149ZM183 237H185V236H183ZM187 237L188 238L192 237V239L191 238L190 239L193 240V235L190 236V234H189V235L186 236V238ZM211 237H213L214 240L217 238V237L215 238L214 236H211ZM225 237L229 238V235H227ZM236 237H234V240L232 239L234 242H235V238L238 239V236H236ZM177 238H179V237H177ZM228 238H226V239L224 238L225 239L224 241L226 242L228 240ZM51 239H53V238H51ZM147 239L150 240L151 242H154V243H157V244L150 243V245H149ZM190 239H188V241L186 239L185 240H186V242H189ZM218 239L223 242V238H221V239L218 238ZM145 240H147V241H145ZM232 240H230L231 243H233ZM9 241L6 242L7 246L4 243V247L6 248V250L8 249ZM181 241H184V240L182 239ZM32 242H33V240H32ZM32 242H29V243H32ZM26 243H28L27 240L25 241V244ZM224 243H222V244L226 247L225 248L226 250H229V248H231L233 246V244H234L233 243L231 245V247H229L230 243H229V246H226V243L225 244ZM152 244L155 245L154 248H153ZM31 245L32 244H30V247H31ZM156 245L158 246L157 248H156ZM32 246L34 247V245H32ZM147 246H148V248H147ZM171 246L172 245L168 242L167 246L165 247V250H166V252L171 251V254L174 255L172 249H170ZM24 247L28 248L29 244H26ZM30 247H29V249H31ZM52 247L57 249L53 245H52ZM223 249H224V247H223ZM57 250H60V248L57 249ZM148 250H149V252H148ZM174 250H176V249H174ZM1 251L3 253V249H1ZM52 251H53V249H52ZM175 252L178 255V248H177V251H175ZM181 252L182 251H179L180 254H181ZM116 253H114V255ZM138 253H140V254H138ZM190 253L188 254L189 256L191 255ZM194 253L195 252H193L192 253L193 256L192 255L191 256L192 257L196 256L195 259L197 258V260L201 258V260L200 261L198 260V261H199L200 264H202L201 262H203L202 259H204V258H202L200 256L201 252L197 251V254H200V255H198L199 258L197 257V254L194 255ZM173 255L171 257H173ZM174 256H175V258H177L176 255H174ZM114 257L116 258V256H114ZM115 258H113V261L116 263L117 258L116 259ZM172 259L174 260V257ZM35 261H37V260H35ZM39 261L40 260L38 259V262H35V263L42 264L41 262L39 263ZM130 261H133L132 257H131ZM34 262H33V264H34ZM110 262H112V261H110ZM187 262L190 263L189 261H187ZM197 262H195V264ZM73 264H79V262H76V263H73Z\"/></svg>",
  "mask_w": 264,
  "mask_h": 264
}]
</instances>
